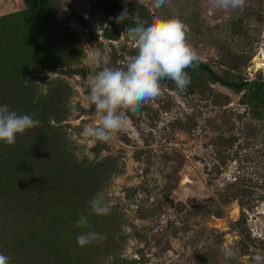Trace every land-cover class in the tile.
Here are the masks:
<instances>
[{
  "label": "rangeland",
  "instance_id": "obj_1",
  "mask_svg": "<svg viewBox=\"0 0 264 264\" xmlns=\"http://www.w3.org/2000/svg\"><path fill=\"white\" fill-rule=\"evenodd\" d=\"M28 1L0 0V16L27 11L16 30L26 39L33 25V49L48 63L30 86L51 110L17 139L37 169L47 167V206L14 195L17 212L0 210V254L9 264H253L264 252V102L255 86L235 90L189 69L183 91L165 79L162 95L123 110L126 124L110 141L85 137L84 126L99 119L87 100L90 56L99 51L123 67L134 55L126 29L135 24L116 23L97 0ZM117 1L149 21L179 17L200 60L231 80L264 84V0L228 12H209L208 0L161 8ZM98 195L107 214L91 210ZM81 215L88 226L77 227ZM87 232L105 238L81 247L77 237ZM225 244L237 259H224Z\"/></svg>",
  "mask_w": 264,
  "mask_h": 264
},
{
  "label": "clouds",
  "instance_id": "obj_2",
  "mask_svg": "<svg viewBox=\"0 0 264 264\" xmlns=\"http://www.w3.org/2000/svg\"><path fill=\"white\" fill-rule=\"evenodd\" d=\"M145 0H137V5ZM172 0H154L156 8L170 7ZM246 0H208L209 12L243 10ZM125 8L114 17L116 23L129 18ZM134 16L135 26L126 32L133 42L136 53L128 57L123 67H110L109 58L99 51L90 56L94 75L89 77L88 103L95 106L99 117L95 125L83 128L85 137L108 142L114 133L126 124L125 111L135 112L150 100L163 94L162 81L174 82L183 91L191 83L187 68H196L200 57L188 40L187 25L177 16L160 17L155 21ZM34 115V114H33ZM40 121L28 114H18L7 105L0 106V142L6 145L16 143L17 134L39 126ZM89 205L95 214H107L109 209L103 204L102 196L94 197ZM77 227L88 226L87 217L81 215ZM104 239L101 234L87 232L77 237L83 247L95 239ZM220 251L224 259L235 260L237 253L227 244ZM253 264H264V252L257 250L251 257ZM10 258L0 254V264H9Z\"/></svg>",
  "mask_w": 264,
  "mask_h": 264
},
{
  "label": "trees",
  "instance_id": "obj_3",
  "mask_svg": "<svg viewBox=\"0 0 264 264\" xmlns=\"http://www.w3.org/2000/svg\"><path fill=\"white\" fill-rule=\"evenodd\" d=\"M45 1L29 0L28 2L44 4ZM97 2L115 15H119L124 10L117 0H97ZM128 13L130 16L125 22L127 24H135L131 11L128 10ZM27 16V11L13 12L0 16V106L7 105L9 110H14L18 114H28L33 119L42 121V117H46L51 108L47 109L46 106L49 103L44 100L33 99L35 94L32 93L30 83L34 81L36 74L46 71L48 63H46L45 57L39 58L38 48L33 49V43L35 42L32 35L33 25H25L23 33L27 34L28 32L26 39L19 36L21 32L18 29L16 30L17 26H23L24 23L22 22ZM104 31L109 37V34H107L109 28L106 27ZM23 42H26V44L24 45ZM43 45L46 49L51 48L49 50L52 53H57L53 57L56 60L63 57L61 56L62 50L58 48L59 45L52 44L47 46L45 42ZM56 47L57 51L55 52L52 48ZM133 53L135 54L136 50ZM46 59L50 60L52 58ZM189 69L204 74L213 82H219L235 90H242L245 85L252 84L255 86V98L258 102H264V84L231 80L222 76L217 70L202 60H199L198 67L195 69L189 67L186 70ZM47 97H49V94ZM19 136L21 134H17L14 147L0 142V155L3 157H0V210L3 209L6 213L17 212L13 206L16 203V198L14 197L16 193L28 194L32 202L40 206H47L44 198V187L49 172L46 171L47 167L37 169L34 166L30 153L31 148L29 146H19L17 144ZM2 168H6L8 173H3L1 171ZM68 170L70 168L65 167L62 178L68 177ZM52 254L54 255V252Z\"/></svg>",
  "mask_w": 264,
  "mask_h": 264
}]
</instances>
